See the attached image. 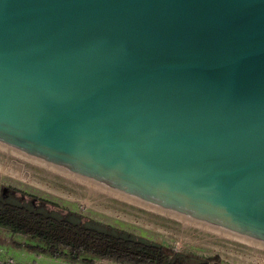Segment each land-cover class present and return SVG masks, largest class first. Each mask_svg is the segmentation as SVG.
I'll return each mask as SVG.
<instances>
[{
	"label": "water",
	"instance_id": "1",
	"mask_svg": "<svg viewBox=\"0 0 264 264\" xmlns=\"http://www.w3.org/2000/svg\"><path fill=\"white\" fill-rule=\"evenodd\" d=\"M0 167L264 253V0H0Z\"/></svg>",
	"mask_w": 264,
	"mask_h": 264
},
{
	"label": "rangeland",
	"instance_id": "2",
	"mask_svg": "<svg viewBox=\"0 0 264 264\" xmlns=\"http://www.w3.org/2000/svg\"><path fill=\"white\" fill-rule=\"evenodd\" d=\"M0 183L2 187L22 190L57 205L53 207L47 204L46 208H39L40 210L58 216H68L69 212H73L80 215L83 220H94L142 239L162 244L185 255L187 264H197L199 259L207 260L210 264H264V253L29 182L2 167H0ZM7 200L21 203L18 196ZM0 246L9 253L13 251V257L21 262L32 264H73L74 262L70 258L55 257L50 253L32 249L30 246H44V244L23 234L14 233L3 226H0ZM5 246L8 247L5 249ZM83 256L91 259L92 262L78 260L75 264H119L115 260L91 255Z\"/></svg>",
	"mask_w": 264,
	"mask_h": 264
},
{
	"label": "trees",
	"instance_id": "3",
	"mask_svg": "<svg viewBox=\"0 0 264 264\" xmlns=\"http://www.w3.org/2000/svg\"><path fill=\"white\" fill-rule=\"evenodd\" d=\"M0 226L44 244L30 246L32 249L74 261L92 262L83 255L115 260L119 264H187L188 261L185 255L162 244L94 220H83L76 213L58 216L20 202L0 200ZM197 264L210 263L199 259Z\"/></svg>",
	"mask_w": 264,
	"mask_h": 264
},
{
	"label": "flooded vegetation",
	"instance_id": "4",
	"mask_svg": "<svg viewBox=\"0 0 264 264\" xmlns=\"http://www.w3.org/2000/svg\"><path fill=\"white\" fill-rule=\"evenodd\" d=\"M13 196H18V198L21 199L22 204L31 206L32 208L37 209V210L39 208H43V207L46 208L45 206L47 204H51V205H53V207H57L56 205L49 203L47 200L40 199L38 197H35L32 194H28L26 192H23L22 190L2 187L1 183H0V200H2V199L7 200L8 198H11ZM48 210H50V209H48Z\"/></svg>",
	"mask_w": 264,
	"mask_h": 264
},
{
	"label": "built area",
	"instance_id": "5",
	"mask_svg": "<svg viewBox=\"0 0 264 264\" xmlns=\"http://www.w3.org/2000/svg\"><path fill=\"white\" fill-rule=\"evenodd\" d=\"M0 264H32V263L21 262L15 259L14 257H9L7 259H0Z\"/></svg>",
	"mask_w": 264,
	"mask_h": 264
},
{
	"label": "crops",
	"instance_id": "6",
	"mask_svg": "<svg viewBox=\"0 0 264 264\" xmlns=\"http://www.w3.org/2000/svg\"><path fill=\"white\" fill-rule=\"evenodd\" d=\"M8 246H5V249L7 248ZM4 248L2 249V247L0 246V259H7L9 257H13L14 254H13V251H11V253L7 252L6 250H4ZM77 262V261H76ZM36 263V262H35ZM73 264H75V261L73 262Z\"/></svg>",
	"mask_w": 264,
	"mask_h": 264
}]
</instances>
